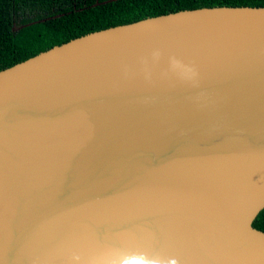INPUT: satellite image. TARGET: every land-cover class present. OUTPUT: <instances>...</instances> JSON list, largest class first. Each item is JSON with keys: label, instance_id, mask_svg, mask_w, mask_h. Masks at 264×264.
Wrapping results in <instances>:
<instances>
[{"label": "water", "instance_id": "1", "mask_svg": "<svg viewBox=\"0 0 264 264\" xmlns=\"http://www.w3.org/2000/svg\"><path fill=\"white\" fill-rule=\"evenodd\" d=\"M263 208L264 7L147 17L0 70V264H264Z\"/></svg>", "mask_w": 264, "mask_h": 264}, {"label": "trees", "instance_id": "2", "mask_svg": "<svg viewBox=\"0 0 264 264\" xmlns=\"http://www.w3.org/2000/svg\"><path fill=\"white\" fill-rule=\"evenodd\" d=\"M264 0H0V70L73 38L143 18ZM264 231V208L253 221Z\"/></svg>", "mask_w": 264, "mask_h": 264}, {"label": "clouds", "instance_id": "3", "mask_svg": "<svg viewBox=\"0 0 264 264\" xmlns=\"http://www.w3.org/2000/svg\"><path fill=\"white\" fill-rule=\"evenodd\" d=\"M159 56L160 53L158 51L153 53L154 59H158ZM170 71L175 73L181 79H187L190 81H194L197 76V72L194 67L185 65L182 61L175 57L170 58ZM79 259L80 258L78 256L74 257V260L76 261H79ZM121 264H162V262L158 259H148L144 256H139L131 259H125L121 261ZM167 264H177V261L173 259L168 261Z\"/></svg>", "mask_w": 264, "mask_h": 264}]
</instances>
